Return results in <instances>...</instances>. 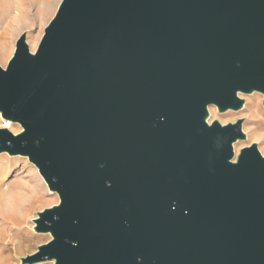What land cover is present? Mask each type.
<instances>
[{
    "label": "water",
    "instance_id": "95a60500",
    "mask_svg": "<svg viewBox=\"0 0 264 264\" xmlns=\"http://www.w3.org/2000/svg\"><path fill=\"white\" fill-rule=\"evenodd\" d=\"M264 95V0H61L34 52L0 66V151L33 162L59 203L54 264H264V155L233 161ZM264 105V100H263Z\"/></svg>",
    "mask_w": 264,
    "mask_h": 264
},
{
    "label": "rangeland",
    "instance_id": "374dc122",
    "mask_svg": "<svg viewBox=\"0 0 264 264\" xmlns=\"http://www.w3.org/2000/svg\"><path fill=\"white\" fill-rule=\"evenodd\" d=\"M60 1L0 0L1 67L7 65L15 41L23 32L30 52L36 50L44 27ZM238 96L243 100L240 109L221 112L215 105H209L206 119L208 123L217 120L221 124L238 119L242 121L245 139L235 143L233 161L243 147L251 144H255L260 154L264 155V95L252 92L239 93ZM3 123L0 114V128ZM9 129L14 134L21 131L17 123H11ZM58 203V194L48 189L37 166L27 156L0 151V264H54V260L29 263L26 258L52 238L49 232L35 230V219L38 213Z\"/></svg>",
    "mask_w": 264,
    "mask_h": 264
},
{
    "label": "bare ground",
    "instance_id": "6f19581e",
    "mask_svg": "<svg viewBox=\"0 0 264 264\" xmlns=\"http://www.w3.org/2000/svg\"><path fill=\"white\" fill-rule=\"evenodd\" d=\"M47 4V3H46ZM43 9H45V5H44V8ZM36 39V38H35ZM35 39H33L32 40V42L35 40ZM1 56V55H0ZM209 112H210V109L208 108V114H209ZM1 126H3V127H6V128H10V126H11V123L10 122H8V121H6V120H4V123H3V125H1ZM245 139V138H244ZM237 142V141H236ZM236 142H234L233 143V152H234V154L236 153V146H235V143ZM15 200V199H14ZM33 246V245H32ZM25 247V246H24Z\"/></svg>",
    "mask_w": 264,
    "mask_h": 264
}]
</instances>
